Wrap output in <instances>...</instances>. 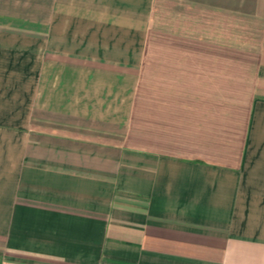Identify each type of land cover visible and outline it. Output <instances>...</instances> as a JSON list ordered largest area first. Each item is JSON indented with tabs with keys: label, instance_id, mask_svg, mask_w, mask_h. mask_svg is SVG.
Segmentation results:
<instances>
[{
	"label": "crops",
	"instance_id": "crops-1",
	"mask_svg": "<svg viewBox=\"0 0 264 264\" xmlns=\"http://www.w3.org/2000/svg\"><path fill=\"white\" fill-rule=\"evenodd\" d=\"M0 264H264V0H0Z\"/></svg>",
	"mask_w": 264,
	"mask_h": 264
}]
</instances>
